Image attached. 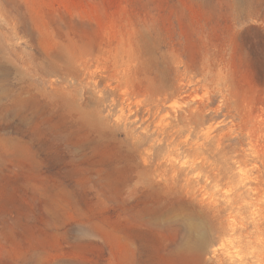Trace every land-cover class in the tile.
<instances>
[{"label":"rangeland","instance_id":"obj_1","mask_svg":"<svg viewBox=\"0 0 264 264\" xmlns=\"http://www.w3.org/2000/svg\"><path fill=\"white\" fill-rule=\"evenodd\" d=\"M0 264H264V0H0Z\"/></svg>","mask_w":264,"mask_h":264},{"label":"bare ground","instance_id":"obj_2","mask_svg":"<svg viewBox=\"0 0 264 264\" xmlns=\"http://www.w3.org/2000/svg\"><path fill=\"white\" fill-rule=\"evenodd\" d=\"M121 71V70H120ZM111 86V85H110ZM114 87V86H113ZM207 135V134H206ZM147 162V161H146ZM154 174V173H153ZM155 175V174H154ZM165 178V177H164Z\"/></svg>","mask_w":264,"mask_h":264}]
</instances>
